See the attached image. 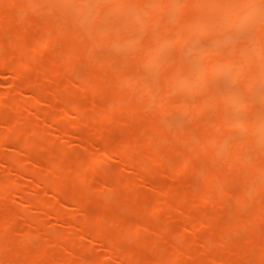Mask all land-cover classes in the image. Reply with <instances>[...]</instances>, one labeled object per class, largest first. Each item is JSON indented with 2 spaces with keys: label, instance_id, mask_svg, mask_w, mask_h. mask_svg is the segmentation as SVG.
<instances>
[{
  "label": "rangeland",
  "instance_id": "obj_1",
  "mask_svg": "<svg viewBox=\"0 0 264 264\" xmlns=\"http://www.w3.org/2000/svg\"><path fill=\"white\" fill-rule=\"evenodd\" d=\"M35 1L36 2L32 0V4L30 5V0H17L16 4L19 3L20 7H18V5H9V3H6L4 4V7L7 11L4 9L2 10L4 11V13L11 12V14H8L12 16L10 19H12L13 16H16L17 18L14 17V20L5 18L4 20L8 19L7 22H10V24L8 25V23L6 22H2L1 24H3L2 26H5L6 24L7 26H9L8 30L7 28L5 29L4 27H2L4 31L6 30L5 33H7V31L8 33L4 34L5 36H3V34L1 33H3L4 31L0 32V38H6L1 45L9 46L10 42L14 44V46L10 45L11 47L7 46L8 49H4V52L3 50H0V184H3L4 182L7 183L9 181L7 183L8 185L6 187L4 186V188H6L5 192L1 191L4 194H0V196H2L0 197V213H6L4 215H7V213L8 215H10L9 212L11 213L10 217L4 216L3 214V218H1L2 215L0 216V221H7L6 223L4 222L5 227L3 226L6 231L1 227L0 234L5 236V232L9 231L7 232L8 235L5 237V239L7 238V240L10 241V238H12L13 240L11 241L14 242H9L6 244L7 240L3 241L5 245L9 244L11 246L4 245V247L7 248L2 249L3 245H1L0 264H33V260H35L34 264H57L56 261L62 259L60 261L63 262V260H65L66 258L71 260L73 264H92L93 262L97 264H158V261H162L163 263L169 260L171 261L169 262H173V264H257V260L259 259L260 261L262 257H264L262 256V254L264 255V242H262L264 240V218L258 217L259 213L261 214L263 213L261 211H264V171L257 168L256 161L253 160V153L256 150L258 151L257 147L259 146L256 145L253 146L255 148H252L242 145L241 139L246 136V129H243V126H238L239 128L237 127V129L235 127L226 139V141L228 139H230L231 141L230 144L226 143L228 144V150L227 147H224L226 146L225 144L223 145V150L222 148H220V168H217V170L220 171L221 176L226 174L228 170V174H230L231 177V180L229 182H225L227 180H222L223 183L219 186L220 192H218V189L217 191H213V194L215 193V196L217 194L220 195V200L219 197L216 201L209 200L201 202L202 197L198 200L195 199L196 196L200 197L199 195H197V193L205 186V184L204 186L202 184L203 178L199 179L200 176L204 177L203 173H199V171L202 172V169L204 168L202 166H199L196 161H199V159L202 158L200 159L199 164L204 165L205 167L210 166L211 168L213 167L210 165V163H212L213 161L211 160V162H209L210 160L206 158L209 157L207 155H204L200 158L193 157L192 160H194L195 162L192 161L193 164H191L190 167L195 168L197 171L195 169H192V171L188 169L183 173H174V171H176V168H173L172 166H176L175 163L177 164V162H179L182 158L186 157L188 153H190V151L187 152L186 150L188 148H185L190 145L186 146V144L184 143L182 145L179 144V139L181 138L179 134H182L184 136L182 138L187 139L185 141H187L188 144L192 143V141L195 142L194 136L190 134H194L193 132H196L195 135H197L198 132L195 131L198 128L195 127L196 122L200 125H206L209 123H213L210 122V120H206L212 115L214 117L216 115L218 118L219 114L215 113L217 111H213L214 107L208 108L210 111L208 110L203 113L202 111L201 113H197L194 111V116H192L193 114L188 116V112L185 113L184 111L186 105L185 107H182V112H180L181 109H179L180 111L178 110V112H174L175 110H177L174 106L171 108L173 110L172 112L174 113L170 114L168 110V112L160 113L158 115L160 119H164L163 116L169 117V121L164 120L160 123H154L155 119L153 120V118H156L157 115L154 114L155 112L153 111V108L156 107L155 105L158 103L157 101L162 98V91L166 87V76H170L169 71L171 70V68L170 66L166 65H164V68L160 67V69L157 71L155 70V64H152L151 67L154 68L153 71H157V73H150V75L154 76V78L148 75L149 71L151 70L146 69L147 67H145V74L147 75V77H145L146 79L144 78V76L146 75L141 77L142 79H144V81L141 82V84H137V86H145L146 89L144 90L145 94L147 93L146 96L149 95L152 100H155L150 101L149 104L146 100L147 98H140L142 100H145V102H138L140 104V109L141 107L143 108V106L148 107L146 110H144V114H142L143 111L140 109L139 114H134L133 112L127 113L130 111H128V107V109L119 110L113 108L112 103L108 104V98H126V95L121 96L120 93L123 94V92L125 93V91L127 90L125 94H128L129 89L123 88L125 89L124 91H122L123 89L118 90V86L124 81H120L121 83L118 81V85L115 86V88L117 89L116 90L111 88L114 87L113 85H115V83H113V85L111 84V86L108 87L107 85H110L108 83L109 81L107 80L103 82L102 80L103 83L107 82L106 86L108 87V89H103L104 91L102 90V93H100L101 95L98 94L95 89H91L89 87L86 82V78L90 75L91 72H95L96 74H98V76L101 74L103 75L105 72V74L109 75V78L115 77L114 73H116V70L120 68V62H122L121 66L124 69L122 70L120 68L123 73H125L126 71L127 75L130 74L127 73V70H129V72L133 71L134 73L136 69L134 70L131 65L128 66L127 64H133L135 62H133V60H128L129 62H132L127 63L128 61H125L127 59H122L130 55L129 53L132 52L131 49L135 46V44L136 46L139 44V47L142 46L140 45V43L143 44V41H145L144 38H146V36L142 35L144 33V29L141 30V28L139 29V31H137V33L131 32V29L128 32V35L134 34L136 37L138 36L137 38L141 37L140 39L142 40H138L139 42H137V39L132 35L131 37H128V42H121L123 43L122 47L119 46L120 44L118 42H115L116 46H114V44H110L108 43V41H103L105 43H99V40L93 41L87 46H80V57L76 59V61L72 63L71 66H68L67 64H61L62 62L58 61V57L56 58V56H58L56 52L59 48L60 50L63 48H70V46L74 43V40L77 39V36H74L73 32L68 34L69 31H67L68 33L58 36V41L52 46H44L43 48L37 46V48L42 49L40 50V52H38L39 50H37V48L35 47V49L37 50L35 51L37 54L36 56H39V53L40 56L36 57L37 59L33 60L32 64L28 68L23 67L22 64L19 65V59H22V56L21 53L18 54L19 50H17H21V48L16 47L18 42L15 40H17L16 38L19 37L17 36L18 33H21L23 31V28H27L25 30H29L32 28L31 30H29L30 33L29 31H26L23 32L26 33L25 35H21L25 37L27 34H31V31H35L32 34H39L41 32L39 31V28L41 29L42 25L45 22L48 23V19L50 21V19L53 18L58 21L61 16L65 17L64 13L68 12V10L65 11L66 9H63V11L62 9H57L59 7H54L56 0H53L55 1L54 3L53 1L47 3V1L51 0ZM3 3H5V1H3ZM7 4L9 5L8 7L6 6ZM50 4L53 6H51ZM71 5L72 4H70V6H67V8L69 10H74L70 11V13L75 14L76 9L74 7L73 9ZM74 5L75 4H73V6ZM0 9L2 8L0 7ZM88 12H91V9L88 10ZM172 12L175 13L177 11L174 10ZM260 12L262 14L264 12V9L262 8ZM1 13L0 15H3V12ZM84 14L86 13L84 12ZM169 14H171V12ZM175 14H171L170 17H168V21L172 22L171 20L175 19L173 18V15ZM8 15H6V17H8ZM86 15H84V17L82 16L83 18L81 17L78 20H76L78 16L72 17L73 21L76 20L78 22H72L70 18H67L74 25L73 28L70 27V30H74L76 28L75 23H77L78 25L79 22L84 23H79L81 24L84 31L91 29L88 30V32L95 31L99 34H103V29L107 26H112L110 25L111 21L108 20L112 17H107L109 16L108 14L101 21H97L92 13H88ZM89 15H92L94 17L90 16L92 19H86V17H88ZM4 16L5 14L3 15V17ZM70 16L72 15L70 14ZM62 18L63 17H61L60 19ZM29 19H31L32 23H34H30V21H28L29 23H27L26 20ZM63 19L66 20V18ZM81 19H83V21H81ZM91 20H93L94 22H91ZM58 22L60 23V21ZM35 23H38L39 27L35 28ZM21 24L28 25L23 26ZM31 24L32 27L30 28ZM248 28L249 27H245V29L239 28L234 31V34H229L232 38V35L235 36V38L232 39L233 42L230 41L231 37L227 35V42L233 44L235 42L234 40H242L241 38L244 37L243 33H245L247 36V34L250 32L248 31ZM20 30L22 31L19 32ZM111 30L112 32H114L115 28ZM56 34L59 35L60 30L56 29ZM7 39L11 41H7ZM128 39H126V41ZM204 39L205 41H201ZM201 40H195L198 44L196 42H193V44L191 45L192 48L188 46L187 48L189 51H186L187 49L184 51L181 48L180 51H182V53H184L183 55L187 56V58H195L196 60L197 56L206 51V49H203V47L208 48V46H210L211 48L212 45H210L209 43H214V41H211L212 39L206 37ZM7 42L8 44H6ZM21 42L19 44H21ZM207 42L208 44H206ZM228 43H225V46ZM167 44L165 46H169ZM193 47L197 50H194ZM0 48L4 47L1 46ZM161 48L165 49L163 47ZM168 48H173V46L166 47L165 50L170 52L167 56L176 58L174 55L178 54L177 52L179 48L172 50ZM190 48L193 50L190 51ZM193 51H195V53H198L199 55L190 54ZM136 52L137 51H135L134 53ZM161 52L164 51H160V53ZM126 53H128L127 56L121 58L122 54L126 55ZM17 55H19V57L21 56V58H19ZM164 55L165 54H163L162 56ZM180 55L182 54L180 53ZM188 55H190V57ZM10 56H12V58ZM13 56L15 57V59H13ZM119 56L121 58L120 60ZM167 56L165 55V57ZM130 57L133 58L135 56ZM10 58L11 60L9 61ZM157 62L158 61H156V64H159ZM159 62L163 63L161 61ZM168 62L170 63L172 61L168 60ZM163 64L168 63L165 62ZM46 66H49L50 69ZM51 66L55 67L52 68ZM56 66H58L57 68H59L61 72L63 71V73L60 72L59 75V70H53L54 68H56ZM45 67L48 70L45 69ZM167 67L168 69H166ZM162 69H165L164 71L168 73L163 72ZM49 71L53 72V74H50ZM19 73H21L22 75L19 76ZM159 73L162 74V76ZM112 74L114 75L112 76ZM136 74L137 73H135L134 75ZM153 74L159 75L160 78L163 77V80L155 82V84L159 86L160 83L162 84L160 87H158V91L157 89H155L157 92H160L156 97H154V95L152 94H149L151 93L150 91H152V89H148L150 85L146 86V80H150L148 84H150L151 82L153 83L155 78L159 80L158 77H155V75ZM229 76L231 78H229ZM151 79L154 80L151 81ZM95 81H97V79ZM140 81L142 80L140 79ZM111 82L113 81L111 80ZM114 82H116V79L114 80ZM215 82H218L220 86L216 85V83H213L214 85H212L211 82L209 83L211 86L215 87V89L217 86L218 88L220 87L219 89H221L222 87L223 89L221 90L223 91L221 92H225L226 90L235 92L236 90H233L235 87L237 89L240 88V86L238 85H234V88L233 86H227L228 84H238V82H235L234 77L227 73H223L222 75H220V80L215 79ZM210 85L207 86L210 87ZM260 85L263 87H261ZM260 85L259 86L261 87V90L258 86L257 90L253 92L255 94V96L253 97V101L261 97L258 101L261 103L262 99L264 98V94H262V91H264V83ZM128 86L132 90L138 91L136 87L132 88L130 85ZM184 87L185 85L181 86L182 89ZM230 87H232V90L230 89ZM185 88L193 91V89H191V87L189 88L188 85ZM109 89L112 90L110 94H112L115 90V93L117 94L113 93L114 96L110 95L108 91ZM210 89L211 91L215 90L212 87ZM139 90L143 91V89ZM94 91H96L95 94H93ZM192 91H190L191 93L189 92L190 94L187 93L186 97L184 96L185 94H182L181 96L186 98V100H184L183 102L189 99L190 101L185 103L191 102L188 105L190 108L194 109L193 101H197L198 103H200V101H198V98H201L205 95H203L204 91H202V93L197 92V94H192L194 93ZM104 92H107L108 96ZM173 92L174 89L170 93L174 94ZM140 93L141 92H138L137 96L135 95L136 93H133V96L131 95L132 98H134L133 100L138 101V96H141L139 95ZM142 93L144 94V92ZM181 93H183L182 90ZM128 96H130V94ZM174 96L175 98H177L175 94ZM207 96L210 95L207 94ZM168 97L169 96H167V98ZM182 97L181 101L182 99H185ZM173 98L174 97L169 100L176 103L180 101V99ZM129 100L130 99H128V101ZM149 100L150 99H148V101ZM124 101L125 100H122V102ZM204 101V103L207 102V100ZM104 103L107 106L103 107L105 105ZM216 109L219 110L218 108ZM242 110H244V108L241 109V111L238 110V112L236 113L234 111L233 115L230 113L231 116H235L232 117V119L234 118V121H236V123L238 122V125L239 123H241L240 121H244V119L241 120V118L250 117L252 113L246 110L242 112ZM109 111L111 114L115 113L111 115L112 118L115 117L112 123L111 120H107L109 119L107 118V114ZM190 112L191 111H189V113ZM224 112H227V110ZM20 114L22 117H20ZM128 114L134 115L131 117ZM148 114L150 115L148 116ZM213 116L212 118H214ZM236 117H239L238 119H240V121L236 120ZM105 118H107L106 122L110 121V123H106ZM148 119H150V122L148 121ZM151 120L154 124H152ZM195 120H199L202 123ZM204 120H206L207 122H205ZM158 124H161V126L167 125L165 127L168 131L166 133L167 135L162 136V134L160 133L161 135L159 136L168 138H166L165 140H161L163 141L162 143H159L158 141L155 146L157 148L156 149L151 146L149 141L144 140V138L145 136L148 138L149 135L147 136V132L149 134L150 132H153L154 137L158 135L159 131H157L155 135V130L157 129L156 127L158 126ZM145 125H149L150 127H146ZM240 125H243V123ZM30 126H32V128ZM191 126L193 128H191ZM184 127H188L187 130H189V134L188 132L184 131ZM171 130H177L176 136L170 135V133H172ZM153 133H151V135ZM173 133L175 134L176 131H174ZM125 135H128L129 138L131 137L132 140H135L137 138L136 141H133L135 143L133 145H138L137 148L134 147L137 152H135V150L132 151L134 148H131L129 144L126 146H119V143H115V141H118L117 138L123 139L125 138ZM136 135H138L140 138L144 137V141L141 140L140 142V139ZM170 136L172 140H170ZM198 136L200 137V134H198L197 137ZM115 138L116 140H114ZM129 138L128 141L123 144L132 143L129 142L131 140ZM167 139L170 140L168 146L167 144L169 141H167ZM173 139L176 140L174 141ZM200 140L201 138H199L198 141L196 140V142H199ZM119 141L122 144L121 139ZM142 141L147 142L146 144H144ZM183 141L184 140H182V142ZM171 142H173L174 144H172ZM147 144L149 145L148 147H146ZM177 144L179 146H177ZM162 145H165L166 147ZM182 146L184 147L182 151L184 153H182L180 150L181 148H183ZM141 148L146 150L147 154L150 153L149 151H151V157L150 155L147 156L144 150H142ZM171 148L175 151H173ZM130 149H132L131 151L134 154L130 152ZM162 149H166L165 151H163V154L165 152H167V154L162 155ZM179 151L180 153H182V155L180 153V155L177 153ZM235 151L236 153H239L238 151H242L241 153H244V157H242V168L238 169H243V171L240 173L234 169V171L230 169L231 166H229V164L227 163L229 162L228 156H230V154ZM155 153L156 155L159 154L158 157L154 156ZM183 155L186 156L183 157ZM180 156H182V158ZM170 157L172 158L170 159ZM134 158L138 160V162L136 161L137 164L135 162L136 165L133 164L132 161L129 162V160H134ZM159 158H163L161 159V162H159ZM164 159H166L167 161H165ZM162 160L164 162L169 161V163L171 162L172 165L170 166V164L168 165V163H165V168L164 166H162L163 164L161 165V163L163 162ZM145 161H151V165L159 163V165L161 166L158 165L157 167L156 165H154L157 167L155 168L150 165L152 168L156 169L154 173L151 176L143 175L142 172L143 170H145L144 167L147 166L145 164ZM192 166H197L199 167V169ZM172 168L174 169L173 172L172 170H170ZM194 170L199 173L197 175L199 177L195 176L196 172ZM77 171L82 173L85 172V175L81 177L82 175L80 174L81 176L77 177L76 175H79L77 174ZM116 174H120V176H116ZM231 174H234L233 177ZM240 174L243 176L247 175V177L253 175V181L256 184L254 194L249 197L248 201L241 206L237 204L236 200V194H238L237 192L241 191V185H239L240 182L238 183L237 180L240 179ZM44 178H46V180H44ZM5 179L7 180L4 181ZM259 181L262 183H259ZM194 186L198 187L196 188ZM192 188L193 191L190 190ZM184 189H188L190 191H183ZM175 190H177L178 192H173ZM204 190L205 191H203L202 189L200 190V192L203 191L204 193H206V188H204ZM182 192H186L187 194ZM189 192L195 193L189 194ZM180 194H195L193 197V201L195 200L194 202H198L197 204L199 205L193 203L195 204L194 206L192 204L191 196L188 199V196L184 195L185 199L184 201H181V199L179 198L184 197H181ZM118 195L119 197L121 196L120 198L125 197L126 201L123 202H126V205L125 203L123 204V202L121 203V201H118L119 199L116 198V196ZM178 195L180 197L177 198ZM187 199L188 201L185 202ZM80 200H82V203L83 200L86 201L88 204V208H79L78 201ZM189 201L190 203L188 204ZM200 205L202 207H199ZM201 209L204 210V216H201V213V215L199 216V212H202ZM99 211H103V216L108 213L110 216L116 218V221L119 219L121 223L124 222V226L121 227H127L126 230L124 228H122V230L116 228V230H108L109 234H106L108 233L106 232V230L104 231L106 232V235H110L108 237H104L106 238L108 243L114 237H117L118 240H112L113 242H110L108 244L102 236L96 235V232L94 231L98 226H96V224H98V221H96V219L101 216H97V213ZM251 214L252 216H254L252 218L256 219L257 217L258 219L256 221L251 220V217H249V215ZM254 214L257 216L255 217ZM4 217H9V223L12 224H14L13 218H15V224L11 226V224H8V219ZM102 217L99 219H102L101 221L104 220L105 222H107L108 218L106 217L109 216H104L105 219ZM248 217L250 219L249 221L247 220ZM112 222L116 223L115 221ZM253 222H257L256 225ZM109 223L110 221H108L107 224ZM101 224L103 227L108 226L103 224L102 222ZM110 224V226L106 228L111 229V226H115V224ZM133 225H137L138 227H140L138 229V234L130 233L133 235L127 236L130 230L129 228H131ZM224 225H226L227 227H223ZM117 226L118 225L116 224V227ZM97 233L99 234V232ZM102 234L104 235V233ZM135 234L136 236H134ZM3 236H0V242L4 239H2ZM132 236L134 237L131 238ZM109 237H111V239ZM202 237L204 238L203 242L201 243L202 240H200V242L196 243L195 239L199 240L202 239ZM247 237L250 241H244V246H238L235 244H243L239 242L240 239H247ZM150 238L153 240L152 242L150 241L151 244H148L149 247H147V245L144 246L146 244L145 242H148ZM114 241H117L115 242L116 246L118 244L117 248L116 246H112V248L116 251H112V248L110 246L112 243H114ZM41 249H45L46 252L44 251L43 253V255L45 256L39 257V253L37 252L38 250L43 251ZM21 253L24 254V257H26L25 255H28L26 258L31 255V257H36L37 259L29 257L32 261H29V258L26 260V258L24 259V257L20 256ZM260 256L262 257L260 258ZM226 259L227 262H225ZM62 262L60 264H62ZM169 262L168 264H170ZM260 262H264V259Z\"/></svg>",
  "mask_w": 264,
  "mask_h": 264
},
{
  "label": "bare ground",
  "instance_id": "obj_2",
  "mask_svg": "<svg viewBox=\"0 0 264 264\" xmlns=\"http://www.w3.org/2000/svg\"><path fill=\"white\" fill-rule=\"evenodd\" d=\"M3 1H5V3H3ZM30 1H31L30 2V5H31L32 0H30ZM39 1H41V0H39ZM52 1L53 0L47 1V3L48 2L50 3ZM1 2H2V4H1ZM1 2H0V5H1L0 7L2 9H0V11L3 12V15L5 14L4 17H3V15H0V20H1L0 21V26H1L0 32L1 31L3 32L4 29H2V27H4L5 29L7 28V30H8L9 26H7V24L6 25L4 24L7 27L2 26L3 24H1V23L6 22L9 25L10 22H7V20L8 19L14 20L15 19L14 17H16V16H13V18L10 19L12 16L8 15V14H11V12L4 13V11H2L3 9L6 10L4 7L5 6L4 4H6V3H9V5L14 4L15 6L18 5V7H20V4L19 3L16 4L17 0H15V1L14 0H2ZM34 2H36V1L34 0ZM54 2L55 1H53V3ZM55 4H54V7H56V8L59 7V8H57L59 10H61V9L62 10L66 9L65 11L68 10V12H66L68 14L64 13L65 17L61 16L63 18H66V20H64L63 18L60 19L61 18L60 17L58 20V21H60V23H59L58 21H56L53 18H51L50 21L48 19L47 20L48 23L45 22L43 25L40 23L42 25V27H41V29L39 28V31H41L40 33L37 31L39 34H32L35 31L34 32L31 31V34H29V35L27 34L25 37H23L21 34L25 35L26 33H23V32L31 30L32 24L34 23V22L32 23L31 19L26 20L27 23H29L28 21H30V23H32L30 26L31 29L25 30L27 28H23V31L20 30L19 32H21V31L22 32L18 33V35H17V36H19L18 37L19 39L16 38L17 40H15L18 42L16 47L21 48V50L17 49V50H19L18 54L21 53V56H22V59H19V62H20V64L18 63L19 65L22 64L23 67L28 68L32 64L33 60H36L37 59L36 57L40 56V53H39V56H36L37 54L35 51L39 50L38 52H40V50H42L41 48H43L44 46H50V45L52 46L54 43H56L58 41V39H57V38H59L58 36L68 33L67 31H69L68 34L73 32L74 36H77L76 37L77 39L74 40V43L70 46V48H66V49L63 48L61 50L59 48L58 50H60V51L57 50L56 54H58V56H56V58L58 57V61L62 62L61 64H67L68 66H71L72 63H74L76 61V59H78L80 57V54H81L79 52L80 46H85V45L87 46L91 42L99 40L100 41L99 43H102L103 41H108V43H110V44L112 43V44H114V46H116L115 42H118L120 44L119 46L122 47L123 43H121V42H128L129 41L128 37H131L132 35H133V37H135L137 39L136 40L137 42L142 40V39H140L141 37L137 38L138 36L136 37L134 34L128 35V32L130 31V29L132 30L131 32H136V33H137V31H139L140 28H141V30L144 29V33L142 35H145L146 38H144L145 41H143V44L140 43V45H142V46H140L141 48L138 46L139 44L137 46L135 44V46L131 49L132 52L129 53L130 55L128 57H125V56H127L128 53H126V55L122 54V56H121V58L125 57L122 60H124V59H127L125 61L133 60V62H135V63L132 64L131 63L132 61L131 62L128 61L127 63H131V64H127V65L128 66L131 65L134 68V70L136 69L135 71H137V72L134 71V73H133V71L129 72V70H127L128 71L127 73H130L131 76H130V74L127 75L126 71H125V73H123L121 71V69L124 70L123 67L121 66L122 62L119 61L120 62L119 66L121 69L118 68L116 70L117 72L115 71L116 73H114L115 77H112V78L116 79L117 83L114 82L115 79L109 78V75L105 74V72L103 75L101 74L99 76L95 72H91L90 75L86 78V82L89 85V87L91 89H95L97 91V93L100 94V93H102L103 89L104 90H106V88L108 89V87H110L111 84L113 85V83H115V85H113L114 87H111V88L116 89L115 86L118 85V81L119 82L124 81L125 82V83L123 82L124 84L122 83L118 86L119 87L118 90L123 89V88L129 89L128 94H125L127 92V90L125 91V93L123 92V94L120 93L121 96L126 95L127 99L126 98L121 99L122 97L121 98L118 97V99H117L116 96H115L116 98L113 99L111 97V98H108V100H107L108 104L112 103L113 108L119 109V110H121V109L125 110V109L129 108L128 111L129 110L130 111L127 113L133 112L134 114L135 113L139 114L140 110H142L143 112L142 111L141 112H142V114H144V110H146L148 107L143 106V108H145V109H143L142 107L140 109V104L138 102H141V101L145 102V100H142L140 98H147L146 100L149 104H150V101H155V100H152V98L149 95L146 96L147 93L145 94V90H144V89H146L145 86L141 85L142 86L141 87L140 85L137 86V84L138 83L141 84V82L144 81V79H142L141 77L146 75L145 74L146 69L151 70L148 73V75H150L151 72L157 73V71L160 69V67L164 68V65H166V66H170V68H171V70L169 69L170 71L168 70L170 76L169 77L166 76V78H167L166 87L162 91V98L159 100L156 99V100H158L157 101L158 103L155 105L156 107L153 108L154 109L153 111L155 112L154 114H156L157 116H156V118H153V120L155 119L154 123H158V122L160 123L161 121H164V120L169 121V119H168L169 117L163 116L164 119H162V118L160 119L158 115L160 113H164V112L166 113V112H168V110H169L170 114L174 113V112H178L179 109H181V111L180 110L179 111L182 112L183 111L182 107H185V105H186V107L184 108V111H185V113L188 112L187 113L188 116L193 114L194 111L197 113L198 112L201 113V111H202V113H203V112L208 111L209 110L208 108L214 107L213 111H217L215 113L219 114L218 118L216 115H215V117L212 115L214 118H212V116H211L210 118L206 119V120H210V122H213V123H209L206 125H203V124L200 125V124H197V122H196L195 127L196 128L198 127V128L195 131L198 132L197 135L200 134V137L199 136L197 137V135H195L196 132H193L190 129L194 133V134H190V135L194 136L195 142H196V140L198 141V139L201 138V140L199 142L195 143L194 141H192V143L188 144V142L185 141L187 139L182 138L184 136L182 134L181 135L179 134V136L181 137L179 139L180 140L179 144L182 145L184 143V144H186V146L190 145L188 147H185V148H188L186 150H187V152L190 151V153H188L187 156L183 155V157L186 156L184 158H182V156H180L182 159L180 161L177 160L179 162L176 161L177 162V164L175 163L176 166H172L173 168L174 167L176 168L175 169L176 171H174V173H178V172L183 173L185 170L187 171L188 169H190L192 171V169H195V168L190 167L191 164H193L192 161H194V160H192L193 157H195V158L199 157L200 158L204 155L209 156V157H206V156L205 157L208 158V160H210L209 162H211V160L213 161L212 163H210V165L213 168H211L210 166L205 167L204 165L199 164L200 163L199 161L202 158H200L199 161H196L199 166H202L204 168V169H202V172L199 171V173H203L204 177L200 176L199 179L203 178L202 184H203V186L205 184L204 188H206V193L203 192L205 190H204V188H202L203 189L202 192H200V190H202V189L199 190V192L202 194H200L199 192L197 193V195H199L200 197L196 196V198H195L198 200V199H201V197H202L201 202L202 201H209V200L210 201L211 200L216 201V200H218L217 199L218 197L220 200V195L217 194L215 196V193L213 194V191H217V189H218V192H220V188H219L220 184H222L223 181H225V180H227L225 182H229L231 180L230 174H228L229 173L228 170H227L226 174L221 176L220 171H218L217 168H220V161H219V159H221L220 158V154H221L220 148H222V150H223V145L225 144L226 146H224V147H227V150H228V144H230L231 141H230V139H228L227 140L228 142H227L226 139H227L228 135L230 134V132H232L235 127L237 129L238 126L239 127L243 126L242 128L246 129V131H247L246 136L241 139L242 145H245L247 147H252V148H255L253 146H256V145L259 146V147H257L258 151L256 150L253 153L254 154L253 160L256 161L257 168L264 171V103H263L264 98L262 99L261 103L258 102L261 97H259V99L253 101V97L255 96V94L253 92L255 90H257V88L260 84L264 83V12L262 14H261L262 11L260 12V10H262V8L264 9V7H263L264 6V0H185V1L184 0H179V1L178 0H56ZM70 4H72L71 5L72 8L74 7L76 9V13L78 12L77 14L75 13L76 15L70 13V11H74V10H69L67 8V6H70ZM73 4H75V5L73 6ZM9 5L7 4L6 6L8 7ZM51 6H53V5H51ZM72 8H70V9H72ZM90 9H91V12H88V10H90ZM174 10H176L178 13L177 12H175L176 14L173 13L172 11H174ZM84 12L86 14L92 13L95 16V19H97V21H101L108 14L109 16H107V17H112L109 19L107 18L108 20L111 21L110 25H112V26H110V27L107 26L106 28H104L103 34L96 33L95 31L94 32L93 31L88 32V30H91L88 28H87L88 29L87 31H84V29H82V26H81V24H84L82 22H79L81 24L78 23V25H80V26H78L77 23H75L76 28L74 30H72V29L70 30V27L73 28V26H74L72 22H78L76 20H78L82 16L84 17V15H86V14H84ZM170 12H171V14H175V15H173L174 16L173 18H175V19L174 20L172 19L171 20L172 22L168 21L169 20L168 17H170V15H171V14H169ZM70 14L72 16H70ZM82 14H84V15H82ZM6 15H8V17H6ZM66 15H68V16H66ZM74 16H78V18L75 17V18H77L75 21H73V19H72V17H74ZM90 16H92V15H89L88 17H86V19L91 18ZM94 16H92V17H94ZM5 18H8V19L4 20ZM67 18H70L72 20V22H70V20ZM81 21H83V19H81ZM92 21L93 20H91V22ZM23 23H24V21H23ZM70 23H71V25H70ZM21 25H23V24H21ZM27 25L24 24L23 26H27ZM37 27H39L38 23L35 25V28H37ZM79 27H81V28H79ZM113 27L115 28V31L113 30L114 32H112V30H111V29H114ZM245 27H249L251 29L250 30L248 28V31H250V32L247 34V36L245 33H243L244 37L241 38L242 40H240V41L234 40L235 42L233 44L232 43L230 44L227 42V39H226V38H228V37H226L227 35L234 34V31H236L237 29H239V28L245 29ZM58 28H60V29H58ZM77 28H78V30H77ZM56 29L60 30L59 35L56 34ZM5 31L3 33H1V34H3V36H5L4 34L8 33V31H7V33H5ZM244 32H247V31H244ZM29 33H30V31H29ZM232 36H233V38L230 36L231 42H233L232 39L235 38L234 35H232ZM205 37L212 39L211 41H214V43L213 44H212V42L209 43L210 45H212L211 48H210V46H208V48L203 47V49H206V51L202 52L200 55L198 53H195V51H193L194 53L191 52L190 54H194V55L198 54L199 55L196 57L197 58L196 60H195V58H192V59L187 58V56L183 55L184 53H182V51H180V48L184 51L186 49H187L186 51H189L187 48L188 46H190L192 48L191 45L193 44V42L197 43V41H195V40H201ZM5 39L6 38H4V39L2 37L0 38V40L2 41V42L0 41V47L1 46L4 47V48H0V50H3V52H4V49L7 50L10 45L14 46V44H12V42H10L9 46L7 45L8 47L5 45H1ZM126 39H128V40L126 41ZM22 40H24V41H22ZM7 41H11V40L7 39ZM19 41L20 42L22 41L21 44H19L20 43ZM201 41H205V39L201 40ZM13 43H14V41H13ZM103 43H105V42H103ZM167 43H170L172 45L167 44ZM225 43H228V44H226V46H225ZM6 44H8V42ZM15 44H16V42H15ZM166 44L169 46H173V48H168L171 50L179 48V50L177 52L178 54L174 55L176 58H172L171 56H167V55H169L170 52L165 50L166 47H169V46H165ZM206 44H208V42ZM18 45H20V46H18ZM228 45H230V46H228ZM37 46L41 47V48H37ZM5 47H7V48H5ZM35 47L37 48V50L35 49ZM161 47H163L165 49H162ZM134 48H136L138 50H136ZM191 48H190V51L194 49V47H193V49H191ZM223 49L224 50L227 49V50L224 51ZM194 50H197V49H194ZM135 51H137V52L134 53ZM160 51H164V52L160 53ZM180 53L182 55H180ZM161 54L162 55L165 54L167 57H165V55L162 56ZM2 55H4V54H2ZM177 55H178V57H177ZM17 56L19 57V55H17ZM21 56L19 58H21ZM130 56H135V57H133L135 59H133ZM188 56L190 57V55H188ZM10 57L12 58V56H10ZM11 58L9 59V61L11 60ZM121 58L119 56V60ZM168 58H170V59H168ZM171 58H172V60H171ZM13 59H15L14 56H13ZM164 59H166V60H164ZM188 59H190V60H188ZM163 60L165 62H167L168 64H163V63H165ZM168 60H170L172 62L169 63ZM156 61H158L157 63H159V64H156ZM159 61H161L163 63H160ZM152 64L153 65L155 64L154 65L155 70H157V71H153L154 68L151 67ZM136 65H140V66H136ZM46 67H45V69H47V68L50 69L49 66L47 68ZM51 67L53 68L55 66H51ZM57 67L58 66H56V68H54L53 70H56V69L59 70V68H57ZM145 67H147V68L145 69ZM148 67H151V68H148ZM166 69H168V67ZM164 70L165 69H162L163 72H166ZM56 72H58V71H56ZM60 72H61V70H59V72H58L59 75H60ZM33 73H34V71H33ZM49 73L53 74V72H51V71H49ZM61 73H63V71ZM135 73H137V74L134 75ZM166 73H168V72H166ZM223 73H227V74L232 75L234 77L235 82H238V84L233 82L235 84L232 83L233 85L228 84L227 86H233V88H234V85H238V86H240V88L237 89L235 87L236 89L235 88L233 89L234 91L236 90L235 92L230 91V90L229 91L226 90L225 92H221V91H223V90H221V89H223L222 87H221V89H219L220 87L218 88V86H217L215 89V87L211 86L209 82H211L212 85H214L213 83H216V85L220 86V84H218V82H215V79L220 80V75H222ZM114 74H112V76ZM21 75L22 74L19 73V76H21ZM61 75H63V74H61ZM110 75H111V73H110ZM153 75H155V74H153ZM160 75L162 76V74H160ZM150 76H152V75H150ZM133 77H135V78H133ZM145 77H147V75L144 76V78ZM152 77L154 78V76H152ZM155 77H158L159 80H157L156 78H155V80H157V81H155L154 79H151V81L154 80L153 83L151 82L150 84H148L150 80H146V82H147L146 86L150 85V87L148 89H152V91H150L151 93H149V94L154 95V97L159 95L160 92H157L158 87H160L162 85L159 82L160 83V86H159V85L155 84V82L163 80V77L160 78L159 75H155ZM130 78H133V79H130ZM229 78H231V77L229 76ZM96 79H97V81H95ZM126 79L128 81L129 80L130 81L128 82ZM140 79L142 81H140ZM149 79H150V77H149ZM102 80H103V82L108 80L109 81L108 83L110 85H107L106 84L107 82L103 83ZM111 80L113 82H111ZM125 80L127 81V84H126ZM128 85H130L132 88L136 87V89L138 91L132 90L131 88H129ZM143 85H145V84H143ZM182 85L183 86L185 85V87H187V85H188V87L189 88L191 87V89H193V91L190 89H186L185 87L182 89L181 88ZM207 85H210V87ZM120 86H123V87H120ZM211 87L215 90L211 91V89H210ZM261 87H263V86H261ZM261 87H260V90H261ZM179 88L182 90L183 93H181V90ZM203 88H206V89H203ZM231 88L232 87H230V89ZM125 89H123L122 91H124ZM139 89H141V90L143 89V91H140ZM155 89H157V91ZM173 89H174L173 93L177 96V98H175L174 94L170 93L171 91H173ZM175 90H177V91H175ZM96 91H94L93 94H95ZM108 91H109V94L112 92V90H110V89ZM115 91L113 93L117 94V93H115ZM122 91H120V92H122ZM185 91H188V92H185ZM190 91L194 92L192 94H197V92L202 93V91H204L203 95H205V96L201 97L202 99L198 98L199 99L198 101H200V103H198L197 101H193L194 104L193 103L192 104H193L194 109L190 108L188 105L191 102L185 103V102L190 101L189 99H187V101L183 102L184 100H186L185 97H186L187 93H189ZM92 92H93V90H92ZM132 92L136 93L135 94L136 96L138 95V92H141L139 94L141 96H138V98H139L138 101L133 100L134 98H132V96H133ZM142 92H144V94ZM205 92H208V93H205ZM262 92H260V93L264 94V91H262ZM104 93L108 96L107 92H104ZM113 93L110 95H113ZM155 93H157V94H155ZM260 93H258V94H260ZM129 94H130V96H128ZM177 94H179V95H177ZM182 94H185L184 95L185 97H182L181 96ZM207 94H209L210 96H207ZM262 94H260V95H262ZM171 95H173V96H171ZM142 96H144V97H142ZM167 96H169L171 98L174 97L175 99H180V101L178 103L172 102V101H170L171 98L168 97L170 99L169 100L167 98ZM181 97L185 98V99H182V101H181ZM205 98H207V99H205ZM128 99H130V100L128 101ZM148 99H150V100L148 101ZM122 100H125V101L122 102ZM160 100H161V102H160ZM204 100H207V102L204 103L205 102ZM175 101H177V100H175ZM201 103H203V104H201ZM119 104H122V105H119ZM126 104H127V106H126ZM205 104H207V105H205ZM105 106H107V105L105 104L103 107H105ZM174 106L176 107L177 110L172 112L173 110L171 108ZM151 107H152V105H151ZM216 108H218L219 110H217ZM243 108H244V110L252 112V113H251L250 117L241 118V120L244 119V121H240V119H238L239 117H236L237 118L236 120L241 122L238 125V122L236 123V121H234V118L232 119V117H235V116H231V114L233 115L234 111L236 113V112H238V110L241 111V109H243ZM257 108H259V109H257ZM226 110H227V112H224ZM244 110H242V112ZM189 111H191V112L189 113ZM240 111H239V113H240ZM119 113H121V112H119ZM103 114H106V113H103ZM112 114H115V113H112ZM112 114L110 113V111L108 112L107 118H109V119L105 118V122H106V119L111 120V123H112V121H114L115 117L112 118V116H111ZM122 114H123V112H122ZM194 114L192 116H194ZM128 115L131 117L133 116L130 114H128ZM128 115H125V116H128ZM149 115L150 114H148V116ZM23 116H26V115H23ZM104 116H106V115H104ZM20 117H22L21 114H20ZM146 118H148V117H146ZM149 120L150 119H148V121ZM206 120H204V121L207 122ZM155 121H157V122H155ZM195 121H199V120H195ZM195 121H194V123H195ZM131 122H129V123H131ZM151 122H152V124H154L152 120H151ZM106 123H110V121H107ZM200 123H202V122H200ZM242 123H243V125H240ZM198 125H200V126H198ZM148 126H146V127H148ZM151 126H153V125H151ZM166 126H161V124H158V126L156 127L157 129L156 130L154 129L155 135H156V132L159 131L158 135H156L154 137L153 132H150V134L147 132L146 134H147V136L148 135L149 136H148V138L145 136L146 139L143 137L144 140L149 141L151 146L156 148L155 146H156V143H158V141H159V143L160 142L162 143L163 141H161V140H165L166 138H168V137H162L164 135H167L166 133L168 131L165 128ZM30 127L32 128V126H30ZM199 127H200V129H199ZM31 128H30V130H31ZM187 128L188 127H186V128L184 127V131L188 132V134H189V130H187ZM191 128H193V127L191 126ZM142 129H145V128H142ZM146 129H149V128H146ZM154 130H150V131H154ZM174 131H176L175 134L173 133ZM171 132L172 133L169 132L171 136L172 135L176 136L177 130H171ZM151 133H153V134L151 135ZM160 133L162 134V136H159V135H161ZM128 135L127 136L125 135L124 136L125 138H123V139L117 138L118 141H115V143H119V146L120 145L126 146L129 144L131 146V148H134V147L137 148L138 145H133V144H135L133 141H136L137 138L135 140H132L131 137L129 138ZM136 136L140 139V142H141V140H143V138H140L138 135H136ZM171 136L169 137L170 140H172ZM128 138L131 139L129 142H132V143L123 144L126 141H128ZM120 139L122 141V144L119 141ZM114 140H116V138ZM123 140H125V141H123ZM170 140L167 139V141H169L168 144L166 143L167 146L169 145ZM173 140L175 141L176 139H173ZM182 140H184V141L182 142ZM147 141H145L143 143L146 144ZM173 142H171V143L174 144L175 142L174 143ZM226 143H228V144H226ZM136 144H138V143H136ZM141 145H143V144H141ZM181 145H180V147H181ZM148 146L149 145L147 144L146 147H148ZM160 146H161V144H160ZM162 146H165V145H162ZM177 146H179V145L177 144ZM144 147H142V148H144ZM169 147H171V146H169ZM135 148L133 150L130 149V152H132L134 150H135V152H137ZM177 148H179V147H177ZM141 149H138V150H141ZM183 149H184V147L180 149L181 152L183 151ZM142 150H144V149H142ZM153 150H155V149H153ZM165 150H163V149L161 150L162 155L167 154V152H165L163 154V151H165ZM172 150L175 151L174 149H172ZM128 151H129V149H128ZM157 151H159V150H157ZM173 151H172V154H173ZM130 152H129V154H130ZM138 152H141V151H138ZM144 152L146 153L147 156L150 155V157H151V155H152V154H150L151 151H149L150 153H148V154H147L146 150H144ZM238 152L239 153H236V151L231 153V154L229 153L230 154V156H228L229 162H227V163L229 164V166H231L230 169H232V170L234 169L240 173L243 171V169L242 170H238V169L242 168L241 167L242 162H243L242 157H244V153H241L242 151H238ZM177 153L179 154L180 151ZM182 153H184V152H182ZM182 153H180V154L182 155ZM218 153H219V155H218ZM132 154H134V153L132 152ZM185 154H186V152H185ZM158 155H156V153H155L154 156L158 157ZM168 156H170V155H168ZM261 156H262V158H261ZM167 157H166V159H167ZM171 158L172 157H170V159ZM159 159H160L159 162H161V159H163V158H159ZM166 159H164V160L167 161ZM168 160H169V158H168ZM131 161L133 162V164H135L136 161L138 162V160H136L135 158H134V160H129V162H131ZM174 161H172V162H174ZM137 162H136V164H137ZM150 163H151V161L150 162L145 161V164L147 166L144 167L145 170L142 169L143 175H150L151 176L154 173V171L156 170L155 168H157L159 165V163L154 164L157 166L156 167L154 165H151ZM165 163H168V165L170 164V166L172 165L171 162L169 163V161L168 162L163 161L161 163V165L163 164L162 166H164L165 168H166V166L164 165ZM216 163H218V164H216ZM145 164H143V165H145ZM150 165L155 167V168H152ZM161 165H159V166H161ZM192 167H197V166H192ZM173 168L170 169V170H172V172L174 170ZM197 168L199 169V167H197ZM223 172H221V173H223ZM84 173L85 172L82 173V172L77 171V174H79V175H76V176L80 177L82 175L81 177H83V175H85ZM199 173L196 172L195 176H197ZM93 174H94V172H93ZM117 175L118 174H116V176ZM231 175L233 177L234 174H231ZM118 176H120V174ZM197 177H199V176H197ZM6 178H7V176H6ZM239 178L241 180L240 179H237V180H238V183L240 182L239 185H241V189H240L241 191L239 190L240 192H237L238 194H236L237 195L236 200H237V204L239 206H241L242 204H244L245 202L248 201L249 197H251L254 194V192H255L254 190L256 189L255 188L256 184L253 181L254 180L253 175H250L247 177V175L243 176L240 174ZM47 179H49V178H47ZM6 180L7 179H5L4 181H6ZM44 180H46V178H44ZM4 183L0 184V192L1 191L5 192L6 188H4V186L6 187L8 184L7 183L4 184ZM259 183H262V182L259 181ZM194 187L197 188L198 186H194ZM193 188L190 190L193 191ZM214 188H216V189H214ZM190 190L184 189L183 191H190ZM2 192L0 194L3 195L4 193H2ZM173 192H178V191L175 190ZM182 193H186V192H182ZM192 193H195V192H192ZM192 193L189 192V194H192ZM186 194H182L183 196L180 194V196L181 197H184V195L188 196V199L191 196L192 204L198 203V202H194L195 200L193 201V197L195 194L194 195H186ZM180 196L178 195L177 198ZM0 197H2V196H0ZM120 197H119V195L116 196V198L119 199L118 201H121V203L123 201H126L125 197H122V198H120ZM171 198H173V197H171ZM179 199H181V201H184L185 197L179 198ZM188 199L185 202H187ZM81 201L82 200L78 201L79 208L80 207H81V209L88 208L87 202L83 200V203H82ZM124 203L126 205V202H123V204ZM189 203H190V201L188 202V204ZM195 204H193V205L195 206ZM83 205H85V206H83ZM197 205H199V204H197ZM172 206H173V204H172ZM199 207H202V206L200 205ZM199 207H197V208H199ZM4 212H6V211H4ZM99 212L97 213V216H99V215H101V216L96 219V221H98V224H96V226L97 225L98 226H97V229L94 230L96 232V235H100L104 238L106 236L107 237L110 236V235H106V234H109L108 230H114V229L116 230V228L120 229V230H122V228H124L125 230L127 229V227H121V226H124L123 225L124 222L121 223V221L119 219L117 220L119 222H117L116 218L110 216L108 213H106L104 215L105 217H106V215L109 216V217H106V218H108L107 222H105L104 220L101 221L102 219H99V218H101L104 213H103V211H101L100 213ZM261 212L264 213L263 210ZM263 213H261L262 215L259 213L258 217L264 218ZM2 214L4 215L6 213H0V216ZM9 214L11 215L10 212H9ZM3 215L1 216V218H3ZM10 215H8V213H7V215H4V216L10 217ZM200 215L201 216L205 215L204 210H202V212L201 211L199 212V216ZM104 216L102 218H104ZM256 216L257 215H255V217ZM9 217L8 218L4 217V218L8 219V224H11V226H13L15 224V218H13L14 224H12V223H9V219H10ZM249 217H251V220H253V221L254 220L256 221L258 219L257 217H256V219L252 218V217H254V216H252V214L249 215ZM249 217L247 219L248 221L250 220ZM1 218H0V220H1ZM226 220H224V221H226ZM2 221H0L2 223V224L0 223V229H1V227L4 228L5 223L7 222L6 220L4 221L5 223ZM108 221H110V223H112V224H115V226L114 227L111 226V229L106 228V227L111 225L110 223H109L110 225L107 224ZM112 221H115L116 223H113ZM10 222H12V221H10ZM101 222L105 225H108V226L103 227ZM119 223L122 225H120ZM256 223H254V224L256 225ZM116 224L118 225L117 227H116ZM129 224H128V226H129ZM223 224H225V223H223ZM223 224H221V225H223ZM99 227H100L101 232L99 231ZM223 227H227V226L224 225ZM139 228L140 227H138L137 225H133L131 228H129L130 230H129L127 236L133 235L134 233L138 234ZM4 230L6 231L5 228H4ZM105 230L108 233L104 232ZM7 232H9V231H7ZM7 232H5V234H4L5 236L0 234V236H3L2 239L4 238L0 242V250H1V245H3L2 249L7 248V247H4L5 244L3 242V241L7 240V238L5 239V237L8 235ZM97 232H99V234ZM102 233H104V235ZM130 233H133V234H130ZM136 234L134 236H136ZM134 236H132L131 238H133ZM109 238L111 239V237H109ZM116 238L117 237H114V238H112V240H118V238L117 239ZM10 239L13 240L12 238H10ZM110 239H108V240H110ZM11 240L10 241L7 240L6 244L9 242L14 243ZM104 240L107 241L106 238H104ZM112 240L109 241V243L113 242ZM152 240L153 239L150 238L148 240V242H145L146 244L144 246L147 245V247H149L148 244H151ZM200 240H202L201 241V243H202L204 238L202 237V239H199V240L195 239L196 243L200 242ZM237 241H239V240H237ZM241 241H243V242H241ZM244 241L247 242L250 240H248V237H247V239L242 238V239H240L239 242L243 243V244H238V243H235V244L238 246H242V245L244 246L245 245ZM115 242H117V241H114V243H112L113 245L112 244L110 245L111 248H112V246H116ZM262 242H264V240ZM107 243H108V241H107ZM8 245H5V246H8ZM9 246H11V245H9ZM14 246H16V245H14ZM117 247H118V244H117L116 248ZM263 247H264V243H263ZM41 250H43V251L38 250V252H37V253H39V257L45 256V255H43L45 249H41ZM111 250L116 251L113 248ZM23 255H24L23 253L20 254L21 257H24ZM25 256L27 257L28 255H25ZM262 256H264V255L262 254ZM262 256H260V258ZM26 257H24V259ZM29 257H31V255H29ZM164 257H167V256H164ZM28 258H26V260ZM31 258H36V257H31ZM31 258H29L28 260L32 261ZM161 258H163V257H161ZM263 259H264V257H262L261 260H263ZM60 260H62V259H59L58 261L55 260V261L57 262V264H60L62 262ZM172 260H174V259H172ZM169 261L163 262V263L168 264ZM228 261H229V259H228ZM260 261L258 259L257 264H263L264 263V262H260ZM67 262L69 264H73L72 261L67 259V258L65 260H63L62 264H68ZM159 262H161V263H159ZM225 262H227V259L225 260ZM24 263H25V260H24ZM34 263H35V260H33V264ZM163 263H162V261H158V264H163ZM253 263H255V262H253ZM92 264H97V263L93 262ZM170 264H173V262Z\"/></svg>",
  "mask_w": 264,
  "mask_h": 264
}]
</instances>
